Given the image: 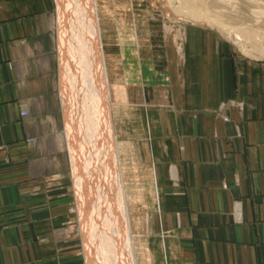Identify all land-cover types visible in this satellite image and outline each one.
<instances>
[{"label": "crops", "instance_id": "1", "mask_svg": "<svg viewBox=\"0 0 264 264\" xmlns=\"http://www.w3.org/2000/svg\"><path fill=\"white\" fill-rule=\"evenodd\" d=\"M57 8L0 0V264L85 260L72 226ZM150 90L149 105L117 118L126 182L145 187L146 239L162 242L161 262L264 264V62L187 29Z\"/></svg>", "mask_w": 264, "mask_h": 264}, {"label": "bare ground", "instance_id": "2", "mask_svg": "<svg viewBox=\"0 0 264 264\" xmlns=\"http://www.w3.org/2000/svg\"><path fill=\"white\" fill-rule=\"evenodd\" d=\"M57 2L60 76L87 264H138L139 258V264H153L146 239L145 187L141 185L138 194L126 182L130 170L123 156V132L117 115L130 112L132 105H140L136 90L137 83L143 80L140 62L159 52L163 55L167 18H199L198 6L204 1ZM218 24L233 33L234 44L241 52L255 59L264 56V44L258 38L250 41L256 43L257 49L248 50V38ZM176 25L182 26L181 21ZM180 32L178 29L177 35ZM176 45L181 47L179 42ZM144 156L148 161L147 150Z\"/></svg>", "mask_w": 264, "mask_h": 264}, {"label": "rangeland", "instance_id": "3", "mask_svg": "<svg viewBox=\"0 0 264 264\" xmlns=\"http://www.w3.org/2000/svg\"><path fill=\"white\" fill-rule=\"evenodd\" d=\"M201 1H204V2L203 3L201 2L200 5L198 6V11L200 13L199 18L190 17V16L189 17L183 16L182 18L177 19V20L173 17L167 18V21H166V25L168 28V31L166 34L167 43L165 42V49H163V51L164 50L165 51L163 55L159 52L158 55L156 54L154 56H151L150 59L140 62V63H143V69H142L143 80L141 79L142 84L140 82L137 83L138 87L136 90L138 92L137 99H139V104L149 105L148 101H149V96H150V91H151L150 87L152 84V71H154L155 66H158L159 64L161 65L164 61L165 63L167 62V54L170 52V50H174L176 51V53H179L182 50L183 41H184V37H185V33L187 29H207V30L214 32L219 37L220 42L223 44V46H228L229 50L233 52L234 56L238 60L264 62V56L261 58L255 59L241 52L239 46L237 44H234L233 33L230 31L223 30L222 28H220L218 24L220 23L230 29L238 30V32H241L240 35L242 37L248 38V42H247L248 44H246L247 49L248 50L257 49V47H255L257 46L256 43H254V41L252 42L250 41L252 39H255L254 37H256L260 41H262L261 44H264V0H201ZM57 9H58V18H59V8ZM218 11L220 14H218ZM204 17H205V20H204ZM211 20L215 22H212ZM177 21L179 22L181 21L182 26L178 27L176 25ZM178 29L182 31V33L180 32L179 35H177L176 33ZM229 33H231L232 35ZM248 33L251 34L250 37ZM182 34H183L182 37H178ZM57 35H58L59 69L61 73V67H60L61 65V55H60L61 44L59 42L58 28H57ZM176 42H179L181 47H178L176 45ZM60 83H61V93H62V97L64 100V108H65V116H66V100L64 99L63 92H62L61 76H60ZM67 128H68V124L66 121V133H67L68 147L70 150V154H72L70 138H69ZM72 178H73V182H75L74 163H73ZM77 209L78 208L75 203L74 217L72 219V226L74 227L73 234L75 235L78 241L77 243H78L79 249H78L77 254L85 259L84 261L80 259V261L82 260L81 264H87L88 254H86L87 253L86 247L84 245V241L82 240V235H81V230H80L79 220H78L79 215H78ZM148 241L150 243V247L152 250V256H153L152 260H154L153 264H159V263L164 264L161 262V259H159L161 257L159 253L162 249V242L158 243V241L156 242L154 239L152 240L150 239ZM137 263L138 264L141 263L140 258L137 260Z\"/></svg>", "mask_w": 264, "mask_h": 264}]
</instances>
